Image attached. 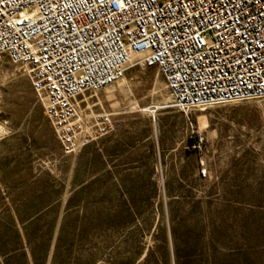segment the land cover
<instances>
[{
    "label": "rangeland",
    "instance_id": "1",
    "mask_svg": "<svg viewBox=\"0 0 264 264\" xmlns=\"http://www.w3.org/2000/svg\"><path fill=\"white\" fill-rule=\"evenodd\" d=\"M169 97L155 68H129L82 98L112 132L68 155L0 54V264H264V102Z\"/></svg>",
    "mask_w": 264,
    "mask_h": 264
},
{
    "label": "built area",
    "instance_id": "2",
    "mask_svg": "<svg viewBox=\"0 0 264 264\" xmlns=\"http://www.w3.org/2000/svg\"><path fill=\"white\" fill-rule=\"evenodd\" d=\"M0 54L75 155L114 127L82 98L133 66L157 70L177 112L264 102V0H0Z\"/></svg>",
    "mask_w": 264,
    "mask_h": 264
},
{
    "label": "bare ground",
    "instance_id": "3",
    "mask_svg": "<svg viewBox=\"0 0 264 264\" xmlns=\"http://www.w3.org/2000/svg\"><path fill=\"white\" fill-rule=\"evenodd\" d=\"M136 60H134V63H135ZM169 100L165 101V102H168ZM134 105H137V103H135ZM138 106V105H137ZM156 109H159L157 107L155 108H148V109H142L143 112H148V113H151L152 115H155L157 113V110Z\"/></svg>",
    "mask_w": 264,
    "mask_h": 264
},
{
    "label": "crops",
    "instance_id": "4",
    "mask_svg": "<svg viewBox=\"0 0 264 264\" xmlns=\"http://www.w3.org/2000/svg\"><path fill=\"white\" fill-rule=\"evenodd\" d=\"M144 145L146 144V143H143Z\"/></svg>",
    "mask_w": 264,
    "mask_h": 264
}]
</instances>
